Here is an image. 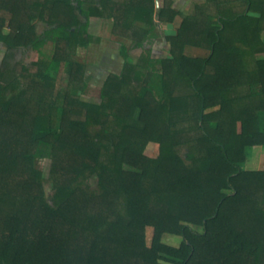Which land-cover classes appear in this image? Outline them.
<instances>
[{"label": "trees", "instance_id": "trees-1", "mask_svg": "<svg viewBox=\"0 0 264 264\" xmlns=\"http://www.w3.org/2000/svg\"><path fill=\"white\" fill-rule=\"evenodd\" d=\"M154 16L179 21L169 55L132 65L123 48L99 102L83 100L89 19L141 48ZM263 33L264 0L190 15L168 0H0V43L39 54L0 70V264H264V170L245 169L264 147ZM35 158L50 162L48 198Z\"/></svg>", "mask_w": 264, "mask_h": 264}, {"label": "rangeland", "instance_id": "rangeland-1", "mask_svg": "<svg viewBox=\"0 0 264 264\" xmlns=\"http://www.w3.org/2000/svg\"><path fill=\"white\" fill-rule=\"evenodd\" d=\"M120 2L122 0H116ZM165 0H158L159 4L164 3ZM171 2L173 9L179 11L183 15H190L194 11V6L189 0H168ZM205 2V0H204ZM174 5V6H173ZM161 6V5H160ZM43 30L41 24L38 25L37 31L40 33ZM91 32L93 33V42L85 51L78 53L77 60L84 64V80H87L88 88L84 92L82 99L89 102H99L100 90L106 75L110 72H118L121 69V58L119 43H123L126 48L130 49L132 41L128 38L122 37L112 31L110 24L104 20L98 22L93 20L91 25ZM162 32L161 29L158 33ZM264 40V33L262 34ZM168 42L163 35H159L158 39L153 45L144 44L141 50H130L129 56L133 61H137L143 54H147V51H151V55L154 57H164L168 55ZM49 51V46L46 47V52ZM191 54L190 52H188ZM197 52H193L196 54ZM118 54V55H117ZM206 54V52H205ZM257 58H264V54H257ZM39 58V54L29 49H8L0 43V70L4 72L13 71L20 65L27 67L31 66V63ZM59 88L65 89L66 81L64 76L58 79ZM179 155L183 156L184 149H177ZM145 155L150 158H155L158 154V145L150 143L146 146ZM35 168L41 173L43 181V192L46 198L49 197L51 192V183L48 181V172L50 162L45 159L34 160ZM129 169L128 167H125ZM245 168L249 170H264V147L254 146L248 149V156L245 162ZM88 184L93 188L96 184L95 177L91 178ZM194 230L201 232L200 227L193 226ZM152 234L150 227L146 228V239L149 243ZM165 242L171 245H177L181 238L179 236H164Z\"/></svg>", "mask_w": 264, "mask_h": 264}, {"label": "crops", "instance_id": "crops-1", "mask_svg": "<svg viewBox=\"0 0 264 264\" xmlns=\"http://www.w3.org/2000/svg\"><path fill=\"white\" fill-rule=\"evenodd\" d=\"M192 2L193 6L197 5V4H201V3H204V0H189ZM154 4H155V10H157L158 8H160L162 6V4H159L158 0H154ZM161 5V6H160ZM174 6V5H173ZM174 8V7H173ZM93 20H97L98 22H102V20L108 22L110 24V27H112V19H103V18H99V17H91L89 19V28H88V33L91 35V42L89 44V46L91 45V43L93 42V36H92V32H91V25H92V22ZM154 22H155V27L153 29V31L151 32L152 34H154L155 36L150 38V34L145 38L143 44H142V47L141 48H133V43H131V46H130V49L126 48L125 45L121 42L119 43V50H120V58H121V69L120 71L118 72H110V73H115V74H119L122 70V67H123V63H124V59H123V55H122V52H123V48L126 49V53H127V62L134 65L136 64V62L138 61H133L131 59V57L129 56V51L130 50H133V51H136V50H141L143 49L144 47V44L147 43L148 45H153L156 40L158 39V36L159 35H163L164 37L167 36V35H171V34H175L176 32V29L178 27V19H176L173 23H166V22H159L156 18V16H154ZM161 29L162 32H159L158 33V30ZM89 46L86 48L88 49ZM168 48H169V44H168ZM86 49H81L79 50V52L81 51H85ZM78 52V53H79ZM188 52H190L191 54H189ZM193 52H197L196 54H193ZM206 52V54H205ZM184 53L187 55V56H190V57H205L208 55V51L207 50H204V49H200V48H196V47H191V46H187L185 47L184 49ZM147 54H149L150 57L152 58H164V57H167L169 55V49H168V55L167 56H164V57H154L151 55V51L148 50L147 51ZM118 55V54H117ZM109 74V73H108ZM107 76V75H106ZM85 83L87 84V88H88V83H87V80L85 79L84 80ZM84 95V94H83ZM82 95V96H83ZM247 169V168H245ZM249 170V169H247Z\"/></svg>", "mask_w": 264, "mask_h": 264}]
</instances>
